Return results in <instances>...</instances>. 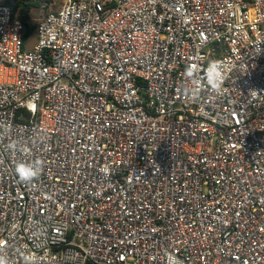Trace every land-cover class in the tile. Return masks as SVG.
Segmentation results:
<instances>
[{
	"label": "built area",
	"instance_id": "built-area-1",
	"mask_svg": "<svg viewBox=\"0 0 264 264\" xmlns=\"http://www.w3.org/2000/svg\"><path fill=\"white\" fill-rule=\"evenodd\" d=\"M35 26L29 48L0 3V257L264 264V0H64Z\"/></svg>",
	"mask_w": 264,
	"mask_h": 264
},
{
	"label": "rangeland",
	"instance_id": "rangeland-1",
	"mask_svg": "<svg viewBox=\"0 0 264 264\" xmlns=\"http://www.w3.org/2000/svg\"><path fill=\"white\" fill-rule=\"evenodd\" d=\"M5 1H11L14 4H18L20 2H32L37 6L31 10L30 13V23L35 24L36 21L42 16V13L45 11H56L58 10L64 0H0V3H4ZM34 34V33H33ZM35 42V35L30 37V42H28L29 48L32 47V44Z\"/></svg>",
	"mask_w": 264,
	"mask_h": 264
},
{
	"label": "trees",
	"instance_id": "trees-1",
	"mask_svg": "<svg viewBox=\"0 0 264 264\" xmlns=\"http://www.w3.org/2000/svg\"><path fill=\"white\" fill-rule=\"evenodd\" d=\"M3 4L8 5L13 12L14 17H18L23 25L25 26V36L24 40L26 41L29 37L33 35L35 32L36 26L35 24L30 23V13L31 10L37 5L32 2H20L18 4H14L11 1H5Z\"/></svg>",
	"mask_w": 264,
	"mask_h": 264
},
{
	"label": "clouds",
	"instance_id": "clouds-1",
	"mask_svg": "<svg viewBox=\"0 0 264 264\" xmlns=\"http://www.w3.org/2000/svg\"><path fill=\"white\" fill-rule=\"evenodd\" d=\"M16 174L21 181H32L38 177L36 168L27 163H18L16 165ZM0 264H7L3 257H0Z\"/></svg>",
	"mask_w": 264,
	"mask_h": 264
},
{
	"label": "crops",
	"instance_id": "crops-1",
	"mask_svg": "<svg viewBox=\"0 0 264 264\" xmlns=\"http://www.w3.org/2000/svg\"><path fill=\"white\" fill-rule=\"evenodd\" d=\"M29 42H30V39H29ZM35 43V42H34ZM34 44H32V46H33Z\"/></svg>",
	"mask_w": 264,
	"mask_h": 264
}]
</instances>
